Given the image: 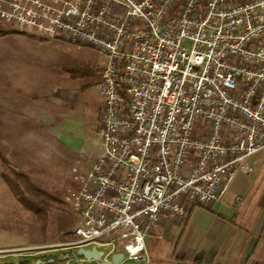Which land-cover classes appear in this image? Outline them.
I'll return each mask as SVG.
<instances>
[{
	"label": "built area",
	"instance_id": "1",
	"mask_svg": "<svg viewBox=\"0 0 264 264\" xmlns=\"http://www.w3.org/2000/svg\"><path fill=\"white\" fill-rule=\"evenodd\" d=\"M0 24L86 48L102 70L97 136L63 189L76 222L50 251L95 243L111 247L105 260L120 250L149 261L155 227L220 202L253 171L264 150V0H0Z\"/></svg>",
	"mask_w": 264,
	"mask_h": 264
},
{
	"label": "crops",
	"instance_id": "2",
	"mask_svg": "<svg viewBox=\"0 0 264 264\" xmlns=\"http://www.w3.org/2000/svg\"><path fill=\"white\" fill-rule=\"evenodd\" d=\"M80 49L84 50L18 34L0 36V204L21 206L2 177L3 159L25 173L36 188L64 199V185L78 152L95 137L97 127L91 118L95 119V109L84 92L89 87L95 89L101 67L95 64L98 79L94 84L84 83L83 77L74 78L65 70L85 67L76 56ZM100 118L101 110L96 115L97 121ZM226 193L220 202L207 207L217 208L211 222L200 228L193 217L195 209L180 223L163 221L146 239L149 261L126 259L121 264H264V207L248 213L246 195L236 194L232 201H226ZM238 199L241 203L235 211ZM0 230L10 234L15 249L32 248L15 252L19 258L34 262L56 259L48 255L52 250L44 247L47 244H30L25 235L3 227ZM55 252L63 256L69 253Z\"/></svg>",
	"mask_w": 264,
	"mask_h": 264
},
{
	"label": "rangeland",
	"instance_id": "3",
	"mask_svg": "<svg viewBox=\"0 0 264 264\" xmlns=\"http://www.w3.org/2000/svg\"><path fill=\"white\" fill-rule=\"evenodd\" d=\"M0 26H1L0 30L4 31L2 29H5L6 26L3 24H0ZM9 34H16V33L8 30L7 35ZM0 36H6V35H0ZM32 36L34 37H31V36H25V37L35 39V40L41 39L43 41L48 42V40L40 36H36V35H32ZM80 51L82 52L78 54L72 51L73 52L72 54L74 56L76 54V56L81 57L82 63L84 64L86 68L92 67V69L95 70L96 63L91 59L92 55L89 54L86 48H84V50L80 49ZM66 69L68 68H65V70ZM93 75L94 77H85V78L83 77V82L84 83L88 82L91 84L96 83L98 76L96 75V72H94ZM84 96H85V99H87V101L91 103L93 108L95 109V119L93 115L91 118H92V121H95V127L97 125L96 132H95V137H96L97 131H98V122H99L96 119V115L98 112L100 113V110H101L100 95L96 89L89 87V89L85 90ZM249 164L253 167V171L250 173L248 172H238L237 173L236 178L233 180V182L229 186L228 191H226L227 193L225 196V200L232 201L236 194H241L243 196L246 195L247 196L246 201L248 204L247 212L252 213V212H257L259 209H263L264 207V150L256 154L255 156H253L249 160ZM61 199H63V197ZM239 210L241 211V209ZM214 213H217V208H215L214 210H211L207 207H197L195 208L193 212V217H194V220L197 221L198 224L200 225V228H202L204 223L207 224L212 221L211 220L212 216L213 215L215 216ZM74 225L70 229V231L74 228ZM0 227L14 231L18 234L27 236L28 243L30 244H44V243L49 244V245L54 244L57 241V237L63 233V232L56 233L55 229L53 228L50 222L42 221L34 213L23 208L22 205L20 206V208H18V207H15L7 203L0 204ZM68 236L69 235H67V237ZM14 246L15 245H14L13 240L11 239L10 234L5 230L4 231L0 230V251H4L6 249L8 250L15 249ZM96 246L97 244L94 243L92 245L87 246V249H91ZM98 247L101 251H106V252H108V250L111 249V247H106V246L105 247L98 246ZM48 255L51 256L52 258L63 257V253L55 252V251H51V253H49ZM9 262H13V263L16 262L18 264H26V263L35 264L36 263L34 262L32 258L22 259L16 256L12 252H10V254L0 253V264H8ZM58 264H65V262H61ZM77 264H98V263H96L95 261H87V260L80 259Z\"/></svg>",
	"mask_w": 264,
	"mask_h": 264
},
{
	"label": "trees",
	"instance_id": "4",
	"mask_svg": "<svg viewBox=\"0 0 264 264\" xmlns=\"http://www.w3.org/2000/svg\"><path fill=\"white\" fill-rule=\"evenodd\" d=\"M2 30L4 31L0 30V35L8 34V30ZM39 41L46 42L41 39ZM66 71L71 73L74 78L93 75L95 72V70L86 67L83 69H66ZM3 166L2 177L22 207L34 213L42 221L50 222L56 233L63 232L57 239H63L68 235L76 221V215L65 200L55 198L36 188L25 173L15 170L4 159ZM47 264L51 263L48 261Z\"/></svg>",
	"mask_w": 264,
	"mask_h": 264
},
{
	"label": "water",
	"instance_id": "5",
	"mask_svg": "<svg viewBox=\"0 0 264 264\" xmlns=\"http://www.w3.org/2000/svg\"><path fill=\"white\" fill-rule=\"evenodd\" d=\"M103 256H104V252L98 250L97 247H93L91 249L80 248L77 252L72 251L70 253L65 254L63 257L52 259L49 262L51 264H55V263L66 262L70 259H73L75 261L74 264H77L80 259H83L87 261H97L106 264H121L123 261L126 260L125 255L123 253H116L112 255L110 260H105ZM35 264H47V262L39 260Z\"/></svg>",
	"mask_w": 264,
	"mask_h": 264
},
{
	"label": "flooded vegetation",
	"instance_id": "6",
	"mask_svg": "<svg viewBox=\"0 0 264 264\" xmlns=\"http://www.w3.org/2000/svg\"><path fill=\"white\" fill-rule=\"evenodd\" d=\"M70 260H73V259H70ZM69 261V260H68Z\"/></svg>",
	"mask_w": 264,
	"mask_h": 264
}]
</instances>
